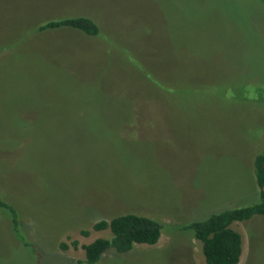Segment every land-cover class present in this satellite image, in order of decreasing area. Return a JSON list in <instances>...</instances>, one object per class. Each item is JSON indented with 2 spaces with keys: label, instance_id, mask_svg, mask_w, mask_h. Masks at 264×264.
<instances>
[{
  "label": "rangeland",
  "instance_id": "1",
  "mask_svg": "<svg viewBox=\"0 0 264 264\" xmlns=\"http://www.w3.org/2000/svg\"><path fill=\"white\" fill-rule=\"evenodd\" d=\"M71 16L98 35L36 30ZM263 92L264 0H0V264H84L128 213L158 242L96 264H206L179 226L258 200ZM231 227L264 264V218Z\"/></svg>",
  "mask_w": 264,
  "mask_h": 264
},
{
  "label": "trees",
  "instance_id": "2",
  "mask_svg": "<svg viewBox=\"0 0 264 264\" xmlns=\"http://www.w3.org/2000/svg\"><path fill=\"white\" fill-rule=\"evenodd\" d=\"M72 28L89 36H97L99 27L88 17L71 16L62 18H48L37 26L38 32ZM261 103L264 110V92L261 93ZM264 142V127H263ZM253 175L258 188V200L254 203L222 209L209 214L204 219L193 220L179 226L181 230L190 231L193 237L201 243V252L206 264H237L241 254V236L232 229L235 222L251 220L255 216L264 218V143L262 149L253 159ZM0 209L10 217V226L18 234V213L9 203L0 197ZM170 226L166 227L167 229ZM93 230H109L110 236L99 237L80 247L84 252V260L80 263L96 264L108 252L126 253L135 245H155L163 229L158 221L137 214L118 215L108 221L99 220L93 224ZM164 228V230L166 229ZM87 236L88 231H81ZM71 245L76 248L77 241ZM67 244L60 243L59 248L66 250Z\"/></svg>",
  "mask_w": 264,
  "mask_h": 264
}]
</instances>
